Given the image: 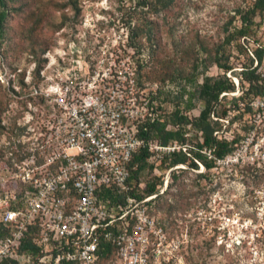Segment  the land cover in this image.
Masks as SVG:
<instances>
[{
	"label": "rangeland",
	"instance_id": "374dc122",
	"mask_svg": "<svg viewBox=\"0 0 264 264\" xmlns=\"http://www.w3.org/2000/svg\"><path fill=\"white\" fill-rule=\"evenodd\" d=\"M7 2L10 14L0 65V126L6 128L15 126L26 110L27 88L41 83L43 68L34 77L38 60L55 62L68 51L79 53L88 65L93 59H106L107 53L117 59L128 57L125 63L135 69L132 78L141 83L143 94L148 100L157 94L155 104L149 103L154 114L159 112L155 105L169 111L179 102V94L184 93V101L192 93L194 107L186 116L196 117L202 108L195 98L201 77L222 71L206 63L193 84L187 81L191 67L221 42L226 29L238 25L236 12L245 5L244 0H173L166 10H158L142 6L141 0ZM254 23L251 34L238 39L245 53L239 54L234 44L224 49L233 67L225 76L235 86L228 97L238 94L235 74L248 61L246 55L253 57L254 49H262L259 70L264 69V16L255 17ZM42 48L46 51L40 54ZM161 99L168 102L159 105ZM227 120H219L216 133L236 139L229 157L208 171L179 165L161 176L169 179L173 173L176 180L171 185L168 180L148 215L160 230L168 264H264V96L251 102L249 113ZM5 137L0 136V144ZM186 137L191 145L194 137L198 141L192 131ZM146 175L143 170L140 179ZM156 238L152 236L150 242Z\"/></svg>",
	"mask_w": 264,
	"mask_h": 264
},
{
	"label": "built area",
	"instance_id": "2783aa9c",
	"mask_svg": "<svg viewBox=\"0 0 264 264\" xmlns=\"http://www.w3.org/2000/svg\"><path fill=\"white\" fill-rule=\"evenodd\" d=\"M126 61L107 53L88 65L68 51L44 65L15 136L0 144V262L170 263L148 215L156 195L139 201L126 196L111 207L97 198L103 188L127 189L125 166L143 143L138 127L156 115ZM147 147L153 154L186 151L175 142ZM167 183L162 179L158 194ZM107 244L114 256L103 263L100 251Z\"/></svg>",
	"mask_w": 264,
	"mask_h": 264
},
{
	"label": "trees",
	"instance_id": "16d2710c",
	"mask_svg": "<svg viewBox=\"0 0 264 264\" xmlns=\"http://www.w3.org/2000/svg\"><path fill=\"white\" fill-rule=\"evenodd\" d=\"M173 0H141L142 6L147 8H158V10H166L172 4ZM244 7L241 11H237L238 25L232 27L231 30L226 29L223 32L222 40L219 44L215 45L206 57L196 60L192 65L189 72L187 81L195 83L198 70H203L207 67L206 63L215 66L222 71L221 75L215 77L202 76L199 85L196 86L195 98L200 100L202 108L198 111L196 117L188 118L186 112L191 110L194 105L192 103L193 94L187 93L184 101L181 99L184 93L179 94V102H175L171 106V110L166 111L161 107L154 106L155 111H159L152 121L147 120L142 126L138 127V138L143 143L131 155L125 168L127 171V189L125 191H117L112 188L100 189L97 198L106 203L109 207L121 203L124 197H131L139 201L151 195H156L149 205H153L156 198L159 197V188L162 184V174L166 173L169 169L184 165L190 169H197L196 161L206 171L214 167L216 160L231 154L236 144V139H228L225 137L214 136L213 133L220 128L219 120H231L235 118V114H244L251 111V102L254 99H260L264 96V69L259 70L263 59L262 49H254L252 58L248 57L247 62L241 65V69L235 74L237 81L238 94L229 96L230 93L235 91L234 83L225 76L226 73H232V65L229 64V55H225V47L234 44V49L239 53H245V49L238 42V39L244 38L251 34L252 27L256 25L254 18L262 19L264 16V0H244ZM9 6L7 0H0V56L1 44L4 41L6 20L9 16ZM136 35L129 36V42ZM150 41V36L146 37ZM46 48L40 49V54H43ZM81 59H85L82 58ZM255 61V66L252 63ZM45 59H39L34 69V77H38L39 71L44 67ZM141 63L138 64V71L142 68ZM19 83L22 84L21 79ZM141 86V83L138 82ZM32 88V87H31ZM30 87L27 91L31 90ZM156 93H158L156 91ZM157 99V94L151 96L148 100L149 103H154ZM29 100V99H28ZM168 101L161 99L160 104ZM182 104V106H181ZM181 106V107H180ZM214 117L216 120L211 118ZM227 120V121H229ZM17 129L14 123L12 127L6 128L0 126V136L7 134V139L15 136ZM198 134V141L195 137L192 140L184 136L188 132ZM155 142L158 145L165 146L170 142H175L178 146H185L186 151H174L168 154H153L148 150L147 143ZM203 149L209 151L210 158H207L202 153ZM0 156L2 152L0 151ZM5 161L4 163H6ZM143 170L147 171L145 179H140V174ZM176 177L171 173L169 177V184L174 182ZM168 186V185H167ZM149 206V208H150ZM148 208V210H149ZM102 262L112 259L114 256V248L110 245L103 246L100 251ZM0 264H17L15 261L6 259Z\"/></svg>",
	"mask_w": 264,
	"mask_h": 264
}]
</instances>
